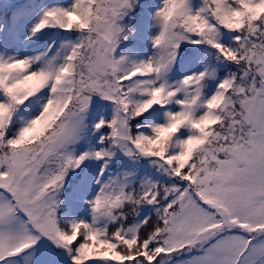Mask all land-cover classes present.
<instances>
[{
    "label": "snow or ice",
    "instance_id": "6c2138e0",
    "mask_svg": "<svg viewBox=\"0 0 264 264\" xmlns=\"http://www.w3.org/2000/svg\"><path fill=\"white\" fill-rule=\"evenodd\" d=\"M145 17L154 52L130 62L120 45ZM50 27L79 35L36 68L0 56V264H264V0H72L28 38ZM197 45L227 75L205 66L169 84ZM109 108L96 150L86 120ZM117 151L155 158L167 180H103ZM80 204L91 223L68 218Z\"/></svg>",
    "mask_w": 264,
    "mask_h": 264
},
{
    "label": "trees",
    "instance_id": "16d2710c",
    "mask_svg": "<svg viewBox=\"0 0 264 264\" xmlns=\"http://www.w3.org/2000/svg\"><path fill=\"white\" fill-rule=\"evenodd\" d=\"M71 3L72 0H0V26L4 27V33L2 34L4 42L0 43V56L5 58H29L32 60L40 57V60L33 64V68L39 67L41 64L52 59L56 56L57 52L61 50L62 45L66 44L69 40H75L76 36L79 34L76 32H65L59 28L50 27L42 30L35 36L28 38L30 36V28L39 22V19L42 17L45 10L52 7L67 8L71 5ZM153 3L156 6H159L161 0H153ZM20 16L23 18L20 19V22L17 24L16 21ZM150 23L151 22L147 19V17H145L143 21L138 20L136 23V35L120 45L119 51L123 55L127 56L130 62L147 60L153 55L154 49L152 48L151 38L154 37L159 30L155 27H150ZM221 42L223 43V40H221ZM194 47L197 49L198 53L196 59L190 65L184 67L181 71H177L174 67L173 71L168 76L169 84H175L177 81L182 80L184 75L203 71L205 66L210 67L215 65L217 68L216 75L218 78H223L227 75V72L230 70V66H225L227 64L226 61L221 62L223 60L222 57H220L219 60L217 59L218 53L215 49L206 45H197ZM177 59L181 60L179 56ZM56 62L58 63L59 60ZM205 93L206 95L211 94L208 89H205ZM144 99H147V97H144ZM173 107V105H169L168 109ZM166 110L167 109L160 110V115L155 121L156 123L164 122L163 112ZM38 114L39 113H36V115ZM101 115H103L106 119L110 118L111 108L103 113L93 109L87 118V124L89 125L88 137L96 150H99L101 145L96 144L98 136L92 135V125L100 118ZM14 119H16L15 116ZM23 122V118H20L18 126H22ZM150 132L151 124H148L145 134H150ZM87 147L88 144L81 141V143L76 145V155H79L80 152L85 150ZM117 157L120 162H115ZM113 161V163L109 164V169L105 172V176L102 178L103 180H107L109 174L115 178L117 173L122 174L125 171L131 173L130 179L133 180L134 183H139L142 179L167 180V175L164 172L158 171V168L155 167V163H157L155 158H149L144 161L141 160L143 163L141 165H137L128 157H125L122 152L117 151L116 156L113 157ZM103 163L104 161H91L92 166L97 169V174ZM79 172L80 169H77L76 173ZM94 179L95 177H93V180ZM96 191H98V186L94 185L92 192L93 196ZM89 198H91V196ZM59 214L64 215L63 208L59 210ZM68 218L83 220L84 222L91 223L90 209L86 204H80L75 213Z\"/></svg>",
    "mask_w": 264,
    "mask_h": 264
},
{
    "label": "rangeland",
    "instance_id": "374dc122",
    "mask_svg": "<svg viewBox=\"0 0 264 264\" xmlns=\"http://www.w3.org/2000/svg\"><path fill=\"white\" fill-rule=\"evenodd\" d=\"M87 123V120H86ZM123 154V153H122ZM124 155V154H123ZM126 157V156H125ZM130 159V158H129ZM149 158L146 157H142V156H138L135 158V160L130 159L133 163L137 164V165H141L143 163L144 160H147ZM143 160V161H141ZM155 167L158 168V171L163 172V169H159V164L155 163ZM71 175V174H70ZM40 246L41 247H54V245H52V243L50 241L47 240H42L40 242ZM62 251V250H61ZM27 255V253H22L20 256L18 257H11L9 258V264H28V262L24 259V257ZM64 264H71L70 260H65Z\"/></svg>",
    "mask_w": 264,
    "mask_h": 264
}]
</instances>
